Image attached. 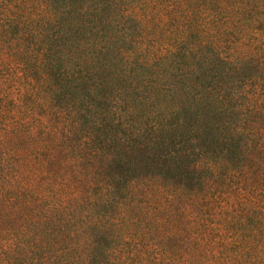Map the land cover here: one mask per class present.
Instances as JSON below:
<instances>
[{"label":"trees","instance_id":"obj_1","mask_svg":"<svg viewBox=\"0 0 264 264\" xmlns=\"http://www.w3.org/2000/svg\"><path fill=\"white\" fill-rule=\"evenodd\" d=\"M0 264H264V0H0Z\"/></svg>","mask_w":264,"mask_h":264},{"label":"rangeland","instance_id":"obj_2","mask_svg":"<svg viewBox=\"0 0 264 264\" xmlns=\"http://www.w3.org/2000/svg\"><path fill=\"white\" fill-rule=\"evenodd\" d=\"M212 75H214V74H212Z\"/></svg>","mask_w":264,"mask_h":264}]
</instances>
